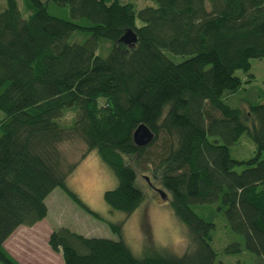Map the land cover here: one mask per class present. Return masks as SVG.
Listing matches in <instances>:
<instances>
[{
	"label": "trees",
	"instance_id": "obj_1",
	"mask_svg": "<svg viewBox=\"0 0 264 264\" xmlns=\"http://www.w3.org/2000/svg\"><path fill=\"white\" fill-rule=\"evenodd\" d=\"M155 1L24 0L26 15L19 0H6L0 10L5 264H21L5 242L47 217L46 199L58 187L102 219L67 183L79 159L68 161L61 144L77 138L87 146L82 157L96 149L118 178L104 193L111 211L127 216L140 206L146 194L139 173L148 169L188 227L190 245L182 254L162 247L137 257L123 238L61 226L48 243L64 264H217L218 219L240 237L227 252L247 250L264 264V101H230L252 80L251 59L264 57V0ZM51 5L68 6L70 16ZM78 29L89 35L70 41ZM128 29L137 34L134 44L121 39ZM102 39L112 42L106 55L98 53ZM70 106L74 122L63 126ZM141 122L155 133L146 145L133 136ZM243 136L254 142V154L236 157L232 145ZM109 225L122 234L123 221Z\"/></svg>",
	"mask_w": 264,
	"mask_h": 264
},
{
	"label": "rangeland",
	"instance_id": "obj_2",
	"mask_svg": "<svg viewBox=\"0 0 264 264\" xmlns=\"http://www.w3.org/2000/svg\"><path fill=\"white\" fill-rule=\"evenodd\" d=\"M24 13L28 9L24 0H19ZM139 7L152 4L155 0H133ZM6 0H0V10L5 6ZM54 13L70 16L68 6L51 5ZM141 23L140 18L137 19ZM89 35L83 30L72 33L70 41H83ZM110 40H101L98 53L106 55L111 49ZM176 60H181L187 55L168 52ZM251 72L254 73L251 81L245 83V88L233 96L232 104L246 105L245 99L264 101V57L252 58ZM242 76H247L244 70L237 71ZM4 112L0 110V116ZM76 115V107H66L64 114L59 120L63 126L73 124ZM0 129V133H1ZM239 144L232 145V153L236 157H249L254 154L255 144L247 136H243ZM68 161L79 159V164L68 176L67 183L94 211L98 212L102 219L88 213L78 206L60 187L54 189L47 197L49 207L48 215L42 223L34 227H21L13 237L12 246L20 248L18 260L36 261L39 264H64L59 254L50 251L48 235L50 229L65 226L73 231L87 236L106 237L112 239L123 238L137 257L159 251L162 247H169L177 254H182L190 245L189 229L174 214L168 200H163L156 190L161 188L167 191L162 184L154 178L152 172L143 169L139 173V184L145 191V199L140 206L130 215L119 211H111L104 199V193L108 189L117 186L118 178L113 170L105 163L96 149H93L82 157L87 150L83 139L77 138L61 144ZM149 176L150 182L146 180ZM197 212L204 215L203 210L196 208ZM123 221L122 234L114 231L109 222L118 223ZM217 229L214 231V245L218 252L217 264H236L239 260L247 264H256L255 255L247 250L240 253H229L226 248L232 247L233 242L240 240L239 235L230 233L224 219L216 220ZM51 230V231H52ZM28 250V255L26 252ZM22 253V254H21ZM0 264H5L0 261Z\"/></svg>",
	"mask_w": 264,
	"mask_h": 264
},
{
	"label": "water",
	"instance_id": "obj_3",
	"mask_svg": "<svg viewBox=\"0 0 264 264\" xmlns=\"http://www.w3.org/2000/svg\"><path fill=\"white\" fill-rule=\"evenodd\" d=\"M121 39L127 43L134 44L137 41V34L134 32V30L128 29L122 35ZM133 136L135 142L138 145H146L152 141L155 136V133L145 122H141L134 130ZM146 178L147 181L150 182L149 176H146ZM156 190L158 191L163 200H167L169 198V195L165 190L161 188H156Z\"/></svg>",
	"mask_w": 264,
	"mask_h": 264
},
{
	"label": "crops",
	"instance_id": "obj_4",
	"mask_svg": "<svg viewBox=\"0 0 264 264\" xmlns=\"http://www.w3.org/2000/svg\"><path fill=\"white\" fill-rule=\"evenodd\" d=\"M44 220H46V219H43L42 221H40V222H38V223H36L34 226H37V225H39L40 223H42ZM34 226H31V227H34ZM21 227H28V226H24V225H22V226H20L7 240H6V242H5V247H6V249L14 256V257H16V258H18V260H21L20 258H19V252H17L16 250H19L20 248H14L13 246H12V240H13V237H14V235L16 234V232L21 228ZM52 229H50V233L52 232L51 231ZM50 233H49V235H50ZM49 235H48V238H49ZM48 242V241H47ZM49 246V245H48ZM50 251L53 253V254H59V253H55L51 248H50ZM26 252V255H28V250L27 251H25ZM22 254V253H21ZM59 255H61V254H59ZM62 256V255H61ZM23 264H28V263H35V264H39V263H37L36 261H32V259H30V261H21Z\"/></svg>",
	"mask_w": 264,
	"mask_h": 264
}]
</instances>
